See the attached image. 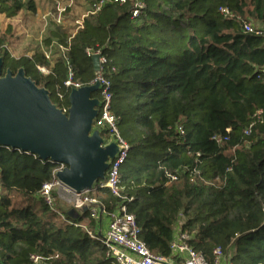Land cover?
Listing matches in <instances>:
<instances>
[{
  "label": "trees",
  "instance_id": "trees-1",
  "mask_svg": "<svg viewBox=\"0 0 264 264\" xmlns=\"http://www.w3.org/2000/svg\"><path fill=\"white\" fill-rule=\"evenodd\" d=\"M100 1L89 0L91 13L74 35L51 31L63 55L50 61L0 50L6 69L23 68L54 104L69 107L70 70L73 83L89 85L96 70L87 49H100L110 109L130 149L120 196L99 182L92 195L106 212L125 203L159 257H173L180 224L208 261L220 247L232 264H264V32H246L238 19L264 28V0H110L93 12ZM136 1L145 7L133 17ZM23 10L36 12L35 1L0 0L9 19ZM93 96L101 99L102 90ZM61 167L0 147V264H34L32 255L41 264L108 263L105 246L82 225L88 217L84 225L97 227L89 211L64 209L55 192L52 210L39 195Z\"/></svg>",
  "mask_w": 264,
  "mask_h": 264
},
{
  "label": "water",
  "instance_id": "water-1",
  "mask_svg": "<svg viewBox=\"0 0 264 264\" xmlns=\"http://www.w3.org/2000/svg\"><path fill=\"white\" fill-rule=\"evenodd\" d=\"M99 55L92 56L100 69ZM100 84L73 88L64 112L23 68L14 73L0 56V147L28 152L39 159L64 165L57 171L60 182L81 195L104 180L119 152L116 142L106 144L94 128L100 100L93 96ZM86 211V210H85Z\"/></svg>",
  "mask_w": 264,
  "mask_h": 264
},
{
  "label": "built area",
  "instance_id": "built-area-1",
  "mask_svg": "<svg viewBox=\"0 0 264 264\" xmlns=\"http://www.w3.org/2000/svg\"><path fill=\"white\" fill-rule=\"evenodd\" d=\"M110 0H101L97 5L92 9L93 12L98 11L104 3ZM124 3L127 0H119ZM145 7L144 3L141 1H136L134 4L133 17H138L143 8ZM223 13L229 17H234L227 9H222ZM91 11L88 13L90 14ZM87 14V15H88ZM87 15L85 17H87ZM84 18L79 20V29L83 27ZM238 19L242 22V26L244 31L260 34L264 32V28L255 27L254 23L250 21H246L238 17ZM62 47V46H61ZM66 50V48L64 47ZM0 50L3 53H8L13 58H18L16 55L12 53V47L8 43H4L0 45ZM66 52V51H65ZM87 53L90 56L99 55V64L100 69L96 71L95 79L89 84L94 85L96 83L100 84V89L102 90V98L99 99L101 106L99 107V115L95 119L94 128L95 129H106L109 137L105 138L106 144L111 142H116L119 148V152L114 160H111L110 167L107 171V176L104 180L99 181V187H108L113 194L116 196H120L121 186H120V169L123 164L126 162L129 152L128 143L119 135L117 125H116V117L111 112V93L109 92L110 81L105 77L102 65L106 63V58L102 55L100 49L94 51L91 49H87ZM48 58V55L45 54ZM3 57V56H2ZM39 69L44 73L48 74L49 69L45 67H39ZM72 70H70L69 79L65 82L67 87L80 88L82 87L79 83L72 82ZM61 98L63 96H60ZM60 108V107H59ZM64 112H67L68 107L61 108ZM179 130L183 132L182 127H179ZM214 140L219 143H222L227 138H223L221 136H215ZM64 165L61 168L55 171L54 179L51 182H47L42 186V189L39 195L45 200V202L55 210L56 196L53 194L54 192L57 194V198L59 197V192L64 190L67 193L72 190L65 187L60 180H58L56 173L59 170H62ZM171 179L175 181L177 176H171ZM96 187H93L92 190L87 191L81 195L75 194L76 198L73 201V208L80 212L78 215H83L84 211H89L92 218L97 221V227L94 229L88 228V222L82 224L84 228L87 230L89 236L91 238H98L101 243L106 248V259L108 260L107 264H171L170 258H162L154 253L148 248L146 243L140 238L141 229L136 223L135 216L128 212V207L125 203H121L119 207L111 212H106L104 205L100 202V199L94 195H92V191H94ZM132 200V198L130 199ZM59 216L66 219V216L58 211ZM103 219V221H102ZM89 221V218L86 219ZM70 224L78 225L73 221H68ZM107 223V228L105 231H100L98 228L102 225V223ZM190 236L187 233L179 231L178 235H175V239L171 244L173 256L178 258L176 264H232L230 261V257L224 252L222 248H216L214 250L213 260L208 261L204 255L196 250H194L187 242ZM31 260L34 264L43 263L44 259L38 255H32Z\"/></svg>",
  "mask_w": 264,
  "mask_h": 264
},
{
  "label": "rangeland",
  "instance_id": "rangeland-1",
  "mask_svg": "<svg viewBox=\"0 0 264 264\" xmlns=\"http://www.w3.org/2000/svg\"><path fill=\"white\" fill-rule=\"evenodd\" d=\"M37 11H21L14 18L0 14V45L8 43L16 57L31 56L41 52L48 55L50 61L65 53L64 47L51 38V31L62 29L67 35H73L79 27V20L89 13V0H34ZM256 28L260 25L255 24ZM70 203L64 209L73 208L76 198L68 193Z\"/></svg>",
  "mask_w": 264,
  "mask_h": 264
},
{
  "label": "crops",
  "instance_id": "crops-1",
  "mask_svg": "<svg viewBox=\"0 0 264 264\" xmlns=\"http://www.w3.org/2000/svg\"><path fill=\"white\" fill-rule=\"evenodd\" d=\"M87 14H85L82 18H84L85 16H86ZM81 18V19H82ZM80 19V20H81ZM77 32V30L74 32V34ZM73 34V35H74ZM59 197H58V199H59V201L61 202V205L62 206H64V205H66L67 203H70V201H71V198L69 197V195H68V193L66 192V191H64V190H62V191H60L59 192V195H58ZM72 209H74V208H72ZM77 212L79 213L80 211H77V210H75L74 209V213L75 214H77ZM82 212H80V214H81ZM87 219V217H84V221H83V223H85V222H89V221H87L86 220ZM102 221H103V219H102ZM106 228H107V223H102V225L98 228V230H100V231H105L106 230ZM180 224H178V225H176V228H175V235L177 236L178 235V233H179V231H180ZM178 261V258H176V257H171V260H170V262H171V264H176V262Z\"/></svg>",
  "mask_w": 264,
  "mask_h": 264
}]
</instances>
